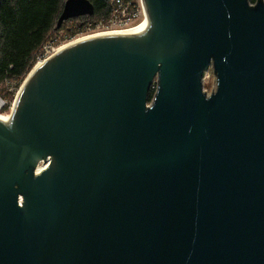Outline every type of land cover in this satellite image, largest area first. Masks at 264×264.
Instances as JSON below:
<instances>
[{
	"label": "water",
	"instance_id": "water-1",
	"mask_svg": "<svg viewBox=\"0 0 264 264\" xmlns=\"http://www.w3.org/2000/svg\"><path fill=\"white\" fill-rule=\"evenodd\" d=\"M146 2L147 31L64 48L0 119V264H264V1Z\"/></svg>",
	"mask_w": 264,
	"mask_h": 264
},
{
	"label": "trees",
	"instance_id": "trees-1",
	"mask_svg": "<svg viewBox=\"0 0 264 264\" xmlns=\"http://www.w3.org/2000/svg\"><path fill=\"white\" fill-rule=\"evenodd\" d=\"M67 0H2L0 4V96L9 101L28 76L43 53L44 46L54 41L57 32L73 36L86 27L108 22L112 15V0H90L92 15L65 20L58 27ZM257 2L258 0H249ZM156 88L149 93L153 99ZM15 101V100H14ZM6 106V110L8 109Z\"/></svg>",
	"mask_w": 264,
	"mask_h": 264
},
{
	"label": "rangeland",
	"instance_id": "rangeland-1",
	"mask_svg": "<svg viewBox=\"0 0 264 264\" xmlns=\"http://www.w3.org/2000/svg\"><path fill=\"white\" fill-rule=\"evenodd\" d=\"M143 3V2H142ZM142 6V5H141ZM144 7V6H143ZM143 10L144 9H141V11H140V15H139V17H137V19H136V21H135V24H133V25H131V26H128L127 28H125V29H129V28H135V27H137L138 25H141L142 23H143V21H144V19H145V16H144V13H143ZM140 21V22H139ZM96 26V25H95ZM95 26H89V27H86L85 29H83L82 31H80V32H77L75 35H73V36H66V32H65V30L64 31H61V32H57L56 33V38H55V40L54 41H49L45 46H44V48H43V53L45 54V53H47L49 56L50 55H52L54 52H55V50H57V49H59V47L60 46H62L63 44H66V43H68V42H70V41H72V40H74L75 38H78V37H80V36H83V35H88V34H90V33H93V32H96V31H102V30H97L96 28H95ZM94 30V31H93ZM111 30H116V29H111ZM111 30H108V31H111ZM122 30V29H121ZM42 53V54H43ZM41 55V54H40ZM39 55V56H40ZM39 56H38V58H37V62H36V64L38 63V62H41V61H43L44 59H41V60H39ZM48 56V57H49ZM47 58V57H46ZM35 64V65H36ZM35 65H34V67H35ZM34 69V68H33ZM31 72V71H30ZM27 78V77H26ZM25 78V79H26ZM25 79H24V81H25ZM157 79H155V81H154V84H153V87L154 88H156V83H157V81H156ZM24 81L21 83V85H20V87H19V89L17 88V90L15 91V97H14V99L13 100H11V101H9L8 100V98H6L5 96L3 97L2 95L0 96V97H2V98H4L5 100H6V102H7V105H9L8 106V109L6 110L5 108H2V109H0V114L1 115H3V114H6V113H8L9 111H10V109L12 108V105H13V103H14V100H15V98H16V96H17V93L20 91V89H21V86L23 85V83H24ZM217 81H216V75L214 74V72H213V70L212 69H210V71L208 72V76L206 77V79H205V81H204V89L208 92V93H211L215 88H216V86H217ZM150 102V101H149ZM48 162H49V159H48V161L46 162L44 159H42L39 163H38V165H37V170L41 167V166H47L48 165Z\"/></svg>",
	"mask_w": 264,
	"mask_h": 264
},
{
	"label": "bare ground",
	"instance_id": "bare-ground-1",
	"mask_svg": "<svg viewBox=\"0 0 264 264\" xmlns=\"http://www.w3.org/2000/svg\"><path fill=\"white\" fill-rule=\"evenodd\" d=\"M143 2V3H142ZM141 9H144L143 10V13H144V16H145V19L143 21V23L141 25H138L137 27L135 28H129V29H116V30H111V31H96L94 33H90L88 35H83V36H80L78 38H75L74 40L66 43V44H63L62 46L59 47V49L55 50V52L50 55L49 57L45 58L43 61L41 62H38L34 69L31 70V72L28 74L27 78L25 79L23 85L21 86V89L20 91L17 93V96L15 98V101L12 105V108L10 109V111L6 114H3L1 115L0 114V119L2 120H5L8 124H13V120H14V113H15V110H16V107L18 105V100L25 88V86L27 85V83L31 80V77L44 65L46 64L55 54H57L58 52H60L61 50H63L64 48L70 46V45H73V44H76L78 42H81L83 40H87V39H90V38H93V37H96V36H101V35H106V34H110V33H132V34H142L144 33L145 31L148 30V28L152 25V18L150 16V13H149V10H148V5H147V2L146 0H141ZM144 6V7H143ZM140 22V21H139ZM135 24V23H133ZM132 24V25H133ZM46 166H41L38 171L42 170L43 168H45Z\"/></svg>",
	"mask_w": 264,
	"mask_h": 264
},
{
	"label": "built area",
	"instance_id": "built-area-1",
	"mask_svg": "<svg viewBox=\"0 0 264 264\" xmlns=\"http://www.w3.org/2000/svg\"><path fill=\"white\" fill-rule=\"evenodd\" d=\"M264 1V0H263ZM252 5L257 2H250ZM113 10L111 18L108 22H99L95 28L97 30L108 31L110 29H125L128 26H131L135 23L137 17L140 15L141 11V0H112ZM94 31V30H93ZM94 33V32H93ZM49 55L47 53H43L39 56V60L45 59ZM211 69V68H210ZM206 71L204 81L208 76V72ZM7 106V102L4 98L0 97V109L5 108Z\"/></svg>",
	"mask_w": 264,
	"mask_h": 264
}]
</instances>
